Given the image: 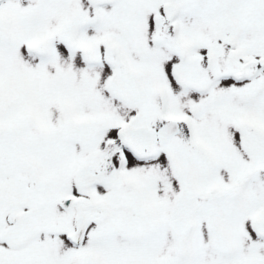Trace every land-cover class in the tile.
<instances>
[{"label":"snow or ice","instance_id":"obj_1","mask_svg":"<svg viewBox=\"0 0 264 264\" xmlns=\"http://www.w3.org/2000/svg\"><path fill=\"white\" fill-rule=\"evenodd\" d=\"M0 264H264V0H0Z\"/></svg>","mask_w":264,"mask_h":264}]
</instances>
